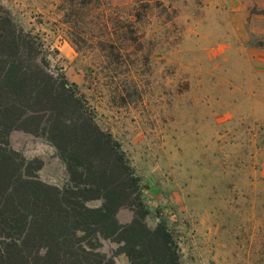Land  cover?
<instances>
[{"label": "rangeland", "instance_id": "rangeland-1", "mask_svg": "<svg viewBox=\"0 0 264 264\" xmlns=\"http://www.w3.org/2000/svg\"><path fill=\"white\" fill-rule=\"evenodd\" d=\"M130 2L112 3L125 24ZM59 3L0 0L38 34L48 70L77 85L98 125L120 143L140 176L146 223L166 222L183 264H264V56L249 52L264 48V7L165 1L135 25L138 42L120 56L97 42L112 30L109 21L78 28L76 48ZM9 145L43 161L41 181L64 185L65 165L46 137L13 130ZM117 216L128 222L132 212ZM98 249L129 264L111 239Z\"/></svg>", "mask_w": 264, "mask_h": 264}, {"label": "trees", "instance_id": "trees-1", "mask_svg": "<svg viewBox=\"0 0 264 264\" xmlns=\"http://www.w3.org/2000/svg\"><path fill=\"white\" fill-rule=\"evenodd\" d=\"M165 1L175 0H131L126 24L113 0L59 5L76 48L78 28L109 21L112 30L97 42L124 56L138 42L135 25L153 8H166ZM41 50L38 34L0 5V264H115L98 249L105 239L118 244L129 264H183L166 222L146 223L140 176L120 143L98 125L77 85L48 70ZM13 130L42 135L55 147L68 175L62 187L37 177L41 159L11 148ZM93 200L98 204L91 206ZM122 208L132 212L128 222L118 219Z\"/></svg>", "mask_w": 264, "mask_h": 264}, {"label": "crops", "instance_id": "crops-1", "mask_svg": "<svg viewBox=\"0 0 264 264\" xmlns=\"http://www.w3.org/2000/svg\"><path fill=\"white\" fill-rule=\"evenodd\" d=\"M247 3H251L252 5H257L258 7H264V0H244ZM250 53L256 52L257 54H261L264 56V48H249Z\"/></svg>", "mask_w": 264, "mask_h": 264}]
</instances>
